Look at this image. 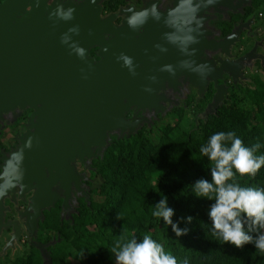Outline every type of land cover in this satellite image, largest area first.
Returning <instances> with one entry per match:
<instances>
[{
	"label": "water",
	"instance_id": "1",
	"mask_svg": "<svg viewBox=\"0 0 264 264\" xmlns=\"http://www.w3.org/2000/svg\"><path fill=\"white\" fill-rule=\"evenodd\" d=\"M97 1H54L50 7L45 0L0 2V116L12 109H31L26 131L4 159L2 176L9 191H32L23 213L32 209L34 219L58 198L62 212L68 213L72 191L87 199L85 170L78 171L76 164L87 168L109 143V133L134 132L138 121L124 117L130 107L161 110L157 91L180 75L196 88V97L207 79L215 81L207 63L199 60L204 46L195 45L189 53L191 69L172 67L176 51H146L145 38L136 31L139 24L131 27L121 21L113 27L100 18ZM178 1L174 9L184 11L179 16H189L194 25L190 40L197 44L194 16L220 0ZM69 9L71 17L65 18ZM92 46L98 47V60L88 56ZM36 246L43 264H50L45 248Z\"/></svg>",
	"mask_w": 264,
	"mask_h": 264
},
{
	"label": "trees",
	"instance_id": "2",
	"mask_svg": "<svg viewBox=\"0 0 264 264\" xmlns=\"http://www.w3.org/2000/svg\"><path fill=\"white\" fill-rule=\"evenodd\" d=\"M251 1L259 6L262 0ZM261 72L264 77V69ZM251 79V88L242 91L250 108L240 104L239 98L231 100L233 90L191 130L179 127L187 115L179 109L154 129L144 126L127 137H111L102 153L82 168L87 174V199L76 198L69 221L60 218L56 203L47 221L39 224L59 237L50 248V264H66L69 249L78 256L75 264H116L110 252L115 242L121 236L139 242L144 235L161 243L178 264L185 259L188 264H264V253L253 244L236 248L215 235L208 215L215 201L192 192L196 180L211 181L214 162L203 156L200 148L213 134L234 131L245 146L259 143L256 155H264V81L257 74ZM235 179L242 187L264 188V167L254 177L237 173ZM164 196L175 211L173 222L179 220L181 228L189 229L186 235L176 237L170 225L153 216L155 204ZM118 214L121 219H117ZM188 216L193 217L191 223L181 220ZM15 264L42 262L34 250L29 263L19 259Z\"/></svg>",
	"mask_w": 264,
	"mask_h": 264
},
{
	"label": "flooded vegetation",
	"instance_id": "3",
	"mask_svg": "<svg viewBox=\"0 0 264 264\" xmlns=\"http://www.w3.org/2000/svg\"><path fill=\"white\" fill-rule=\"evenodd\" d=\"M54 1L61 4L66 2L79 4L84 0H45V4L50 7ZM177 4L181 2L97 1L100 18L109 20L113 27L120 25L121 21H125L126 25L129 22L131 27L139 24L136 31L145 38L143 45L146 51L164 55L176 51L179 56L172 60V67L191 69L188 55L194 53L195 45L204 46L200 49L199 60L207 63L210 74L214 75L215 81L207 79L200 97H196V88L183 75L177 76L173 82H164V87L156 93L161 97L158 100L161 110L155 113L153 110H134V107H130L125 113V118L138 121L131 134L170 116L173 110L181 109V113L190 114L194 107L202 106V112L199 114L204 119L228 98V94L237 90L238 86L243 87L244 82H251L249 75L253 71L264 69V21L259 22L261 14L258 12V6L251 0H220L218 4L202 10L199 16H194L198 19L197 44L194 38L190 40L193 37V33L190 32H193L194 25L189 24V16H179L181 13L184 14V11L175 10ZM25 8L27 9L28 5ZM190 12L191 10L188 14ZM104 38L109 39L110 36L106 34ZM97 52L98 47L92 46L88 50V56L98 60ZM166 61L169 62L168 57ZM179 62L182 65H179ZM167 66H170L169 63ZM30 113L31 109L26 107L6 111L0 116V264H15L19 259L29 263L34 250L43 264L36 243H40L49 255L51 246L57 241L51 243L49 227L41 228L39 224L42 220L47 221L49 210L56 203H59V215L62 219L61 198L56 199L52 206L42 208L35 219L32 209L23 213L32 191L19 193L17 188L9 191L2 176L4 159L16 148L18 138L26 131V121ZM131 134L123 132L119 135L112 132L108 134V139L127 137ZM88 165L89 162L87 167ZM76 168L79 171L83 165L77 163ZM84 188L86 189L85 184ZM73 194L78 195L72 191L70 209L72 200L76 202V198L80 196L74 198Z\"/></svg>",
	"mask_w": 264,
	"mask_h": 264
},
{
	"label": "clouds",
	"instance_id": "4",
	"mask_svg": "<svg viewBox=\"0 0 264 264\" xmlns=\"http://www.w3.org/2000/svg\"><path fill=\"white\" fill-rule=\"evenodd\" d=\"M72 11L69 9L64 14L65 18H70ZM79 51L83 53V49ZM123 59L126 64H131L128 57ZM260 147L259 143L245 146L234 131L213 134L200 148L201 154L214 162L210 167L211 181L204 178L196 180L192 192L199 198L215 201L210 205L208 215L214 234L224 243L236 248L253 244L264 253V188L242 187L235 179L237 173L254 177L264 167V155H256ZM174 215L166 196L155 204L153 216L170 225L176 237L186 235L189 229L181 228L179 220L173 222ZM117 219H121L119 214ZM181 220L191 223L193 217H181ZM253 231L258 234L253 236ZM110 252L115 255L116 264H178L176 257L166 252L163 245L150 235H144L139 242L134 237L125 240L121 236ZM183 264H188V260L185 259Z\"/></svg>",
	"mask_w": 264,
	"mask_h": 264
},
{
	"label": "rangeland",
	"instance_id": "5",
	"mask_svg": "<svg viewBox=\"0 0 264 264\" xmlns=\"http://www.w3.org/2000/svg\"><path fill=\"white\" fill-rule=\"evenodd\" d=\"M258 12L261 14V20L259 22H263L264 21V0H262L260 5L258 6ZM254 74L259 75L262 78V80L264 81V77L262 76L261 70L253 71V73L249 75V78L251 79ZM242 86L243 87L238 86V89L233 92V94L230 96L231 100L232 101L233 100H237L238 101V98H239L240 99L239 100L240 104H243L244 106L250 108L249 102H247L243 98L242 91L245 88H251V82H244L242 84ZM200 112H202V106L201 107H199V106L194 107L191 110L190 114H187V115H185V117L182 118V120L179 123V127L182 130H191V129H193V127H194L195 123L197 122V120L199 118H201V116H200L201 114H199ZM168 120H169L168 117H164V118L160 119L157 123L152 124L151 126H147L146 128L154 129L157 125H159L161 123H164V122H166ZM79 169H80L79 171H83L84 170V169H81V168H79ZM86 175L87 174L85 172V176ZM85 187H86V189L88 188V186H86V185H85ZM73 195H74V198L79 196V195H76V194H73ZM75 204H76V202L72 200V202H71L72 208L69 210L68 213H65V212L62 213V219H64L65 221H69V218L71 216V213L73 212ZM50 236H51V243L59 240L58 235H56V234H54L52 232L50 233ZM77 260H78V256H77L76 252L73 249H69L68 250V257H67L66 264H75ZM45 264H47V263H45Z\"/></svg>",
	"mask_w": 264,
	"mask_h": 264
}]
</instances>
